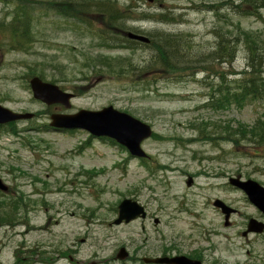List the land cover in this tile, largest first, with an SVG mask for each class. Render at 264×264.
<instances>
[{"label":"rangeland","instance_id":"374dc122","mask_svg":"<svg viewBox=\"0 0 264 264\" xmlns=\"http://www.w3.org/2000/svg\"><path fill=\"white\" fill-rule=\"evenodd\" d=\"M2 1L0 104L32 112L16 127L36 129L0 136V177L8 186L0 202L18 197L24 202L18 222L0 227V264H22L17 249L26 251L22 262L27 258L30 264H150L144 258L157 255H185L204 264H264V234L241 235L258 210L227 182L239 175L264 186V149L220 138L223 131L219 136L212 128L214 122L234 127L264 120V99L222 110L202 106L210 92L203 83H218L223 71L224 80L234 85L250 69L247 45L262 55L264 69V28L258 17L236 15L239 0H115L120 7L131 3L129 12L118 8L125 30L148 36L149 44L164 33L177 34L186 45L185 65L196 74L162 69L159 75L149 67L159 59L154 49L109 27L108 13L95 6L98 0H84L92 7H77L82 0H52L58 9H74L75 16L47 10L48 0H26L31 42L23 50L10 48L14 3ZM161 12L169 15L166 21L158 19ZM261 12L264 16V8ZM237 23L242 34L234 58L210 57L222 34L230 36L234 49ZM99 34L106 44L130 48H108ZM109 62L117 64L110 68ZM41 72L75 93L70 107L32 97L28 80ZM107 105L149 123L162 137L142 142L147 159L134 158L109 140L91 137L84 143L90 137L84 130H37L53 113ZM203 122L212 142L201 140L194 127ZM124 197L143 204L147 217L113 224ZM217 198L237 209L227 225L213 206ZM121 248L124 259L117 257Z\"/></svg>","mask_w":264,"mask_h":264},{"label":"trees","instance_id":"16d2710c","mask_svg":"<svg viewBox=\"0 0 264 264\" xmlns=\"http://www.w3.org/2000/svg\"><path fill=\"white\" fill-rule=\"evenodd\" d=\"M8 2L14 3V21L16 24H13L14 28L10 32L11 36V49H19L23 50L28 48L27 43L31 42V36H30V15L27 16L28 11L31 10L30 7H28L25 2L26 0H4ZM79 1L76 3L77 7H85V6H94L93 2L90 1ZM82 3V4H81ZM47 4V10H56L58 13L66 15V16H75L72 14L74 12V9H71L70 11L67 9H58L60 6H58L57 3H54L52 0H48L46 2ZM129 4H122V7H120L115 0H98V4L95 6L99 9L104 10L109 15L108 19V26L110 27H118L120 32L122 33L123 30H125L124 25H121L120 18H121V11L120 9L125 10L126 12H129ZM264 8V0H239L234 6L235 14L241 15V16H247V15H254L257 16L263 24L264 28V16L262 15L261 9ZM77 11V9L75 10ZM158 19L160 21H166L168 19L167 12H161L158 15ZM90 24V21H89ZM110 24V25H109ZM90 28V25H86ZM241 29L242 26L237 23L235 26V33L234 38L237 41L234 44V49L232 48V42L230 40V36H225L222 34V36H219V39L216 41L217 44L215 46V49L213 50L212 54H210V57H213V59H217L220 61H228L230 62L231 59L234 58L235 55V49L236 44L241 39ZM230 31H226V33L230 34ZM1 33V32H0ZM246 36H249L248 32H244ZM231 35V34H230ZM102 39L103 44L107 47H112L111 44H106L107 42L103 37L104 35H97ZM130 41V40H129ZM132 42V41H130ZM119 45V44H117ZM123 45V44H121ZM147 47L154 49V54L159 59H153L149 63V67L151 66L153 69H156V73H160L159 75H164L162 69H164L166 72L170 73H189L191 71V76H194L196 72L193 71V68L189 65H185L187 63V60H185V53H186V45L182 43V40H180V36L177 34H170V33H164L163 36L161 35V39L158 43L152 42L150 44H145ZM125 47H130V45L124 44ZM185 46V47H184ZM256 47L254 45L248 46L247 45V52H248V67L250 68L248 71H243L244 74L240 77L235 79L234 85L231 84V81L224 80V72L220 71L218 73L219 76V82L216 84L203 83V87H209L210 92L208 94V97L206 98V101L203 103V107L212 109V110H222L225 108H228L230 104L234 103L237 107H242L247 102L254 101V100H261L264 99V69H261L262 66V55L257 54L255 51ZM226 58V59H223ZM198 61V60H196ZM117 64V63H116ZM113 63H107V67L112 68V66L116 65ZM120 73V72H119ZM118 73V75H119ZM39 76L44 78L43 73H39ZM158 75V76H159ZM181 76V75H180ZM204 79H208L206 76H204ZM52 82H56L55 79L51 80ZM198 82H202V80H198ZM79 87V86H78ZM83 87H79V91L82 92ZM200 124V123H199ZM197 124L194 127L198 129V134L202 135L199 137L201 140L209 139V141L212 142L213 134L207 133V126H205L206 123H201L200 125ZM212 128L214 131H223L224 136L219 134L220 138L227 139L229 141H233V143H239L243 140L248 141L251 143V145L263 148L264 149V120L257 119L252 124H247L245 122H237V126H231V124H227V126H223L221 124H218L216 122L213 123ZM25 129H36L34 127H28L23 129H18L16 127V122H10L7 124H0V136L3 134H9V135H16L19 132L24 131ZM48 130L50 129V126L48 124H43L41 127H38L37 130ZM153 137L162 138L161 136L157 135L156 133L152 134ZM91 137H88L89 141ZM106 138H103L105 140ZM108 140V139H106ZM111 143L115 144L113 140H109ZM190 141V140H189ZM143 160V159H142ZM4 195L7 196L4 192L0 191V196ZM9 202H0V227L4 225L13 224L15 222H18V219L20 218V208L22 204L24 203L22 201L21 197H18L16 199L8 200ZM11 204V205H8ZM21 252V254H20ZM20 254V256H19ZM26 254L25 250H16L17 255V261L21 262L22 264H30L29 260L25 262H22V258ZM28 257V256H26Z\"/></svg>","mask_w":264,"mask_h":264},{"label":"water","instance_id":"95a60500","mask_svg":"<svg viewBox=\"0 0 264 264\" xmlns=\"http://www.w3.org/2000/svg\"><path fill=\"white\" fill-rule=\"evenodd\" d=\"M126 34L131 39L149 42V38L142 34L133 31H128ZM29 85L35 99L47 105L59 103L67 108L71 106V98L74 97V93L62 90L57 84L45 81L36 75L30 78ZM32 117V112H16L0 104V124ZM50 118V126L54 128L84 129L93 136H105L114 139L126 147L133 156H147L141 143L151 136V126L127 112L114 108L112 105L97 110L79 109L74 113H53ZM191 182L192 179H188L187 183L191 184ZM229 182L244 191L248 199L264 212V187L252 179L243 180L239 176L231 177ZM0 190H7V185L1 177ZM214 205L220 207L221 211L225 213V224H228V216L235 210L219 199L214 202ZM145 215L142 205L136 200L125 198L118 204V214L114 223L128 222L137 217H145ZM154 221L157 222L158 220L155 219ZM263 229V223L250 219L247 230L242 234L246 235L248 231L261 232ZM126 256L127 253L124 248H121L117 253L119 259H124ZM144 261L155 264H202L200 260L185 255L148 257L144 258Z\"/></svg>","mask_w":264,"mask_h":264},{"label":"flooded vegetation","instance_id":"af4514ba","mask_svg":"<svg viewBox=\"0 0 264 264\" xmlns=\"http://www.w3.org/2000/svg\"><path fill=\"white\" fill-rule=\"evenodd\" d=\"M250 217H254V218L264 222V214L261 213L260 211H258V213L255 216L250 215L247 219H249ZM261 234H264V230H263V232Z\"/></svg>","mask_w":264,"mask_h":264}]
</instances>
